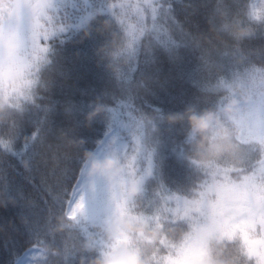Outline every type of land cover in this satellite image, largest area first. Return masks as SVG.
I'll return each mask as SVG.
<instances>
[{
	"label": "trees",
	"instance_id": "16d2710c",
	"mask_svg": "<svg viewBox=\"0 0 264 264\" xmlns=\"http://www.w3.org/2000/svg\"><path fill=\"white\" fill-rule=\"evenodd\" d=\"M48 2L46 12L52 19L49 38L39 42L41 47L48 45L47 51L37 50L35 55L44 57L36 62L31 52L28 56L33 67L27 79L37 81L35 103H27L21 117L26 136L37 127L42 130L32 170L0 154V177L6 178L0 179V188L5 182L10 184L5 195L0 192V264H14L27 249L41 244L47 258L44 255L34 264H90L115 244L127 243L126 237L113 239L106 233L108 221L117 215L135 216L159 226L155 239L138 242L144 264H151L156 255L168 256L171 251L175 256V249L165 245L180 247L194 235L198 221L206 217L197 205H203V213L219 218L217 207L225 201L264 194V171L258 172L264 152L251 159L254 149L236 139L241 127L229 151L212 155L200 148L197 138H189L187 121L188 113L222 103V89L210 91L219 79L231 74L218 66L220 52L239 48L251 64L264 62V32L258 28L242 42L217 35L221 14L245 19L246 0H228L231 13L219 15L215 14L216 0H168L180 22L179 29L172 32V41L141 37L131 53L123 51L125 35L114 21L110 23L111 0ZM18 12V0H0V21L14 20ZM32 23L26 10L21 28L29 45ZM184 34L195 37L194 43L189 44ZM202 57L208 61L207 67ZM17 81H21L19 72L13 83ZM14 103V95L0 96V106L10 108L4 121L15 113ZM169 114H182L185 119L170 123L166 119ZM111 129L127 143L122 163L127 174L139 179L140 195L128 202L120 190L114 199L118 204L110 203L93 218L68 220L64 195L71 194L79 177L83 153L93 152ZM24 142L21 137L20 144ZM133 155L135 168L129 166ZM49 192L59 196L55 212L64 215L67 225L54 234L56 220L50 215L53 200ZM116 193L114 190L112 196ZM176 195L182 196L183 203L178 212L173 208ZM122 206L125 209L120 213ZM188 208L189 216L185 215ZM260 224L258 218L261 234L252 238L257 241L254 252L244 240L245 233L238 230L226 237L219 225L208 239L210 254L205 264H264Z\"/></svg>",
	"mask_w": 264,
	"mask_h": 264
},
{
	"label": "snow or ice",
	"instance_id": "6c2138e0",
	"mask_svg": "<svg viewBox=\"0 0 264 264\" xmlns=\"http://www.w3.org/2000/svg\"><path fill=\"white\" fill-rule=\"evenodd\" d=\"M19 12L18 16L13 20L0 21V96L14 95L15 103L13 107L16 109L10 120L0 121V154H5L18 163L26 165L27 170H32L33 157L35 155V146L38 140L41 139L42 130L37 127L36 131L31 135L26 136V132L22 126V114L26 110L27 103H35L34 85L37 83L35 79H27L32 75L30 69L33 65L28 62L30 52L33 54V62L42 60L44 55H35L36 51L45 53L47 46L41 47L40 41H48L50 25L52 19L47 15L46 10L49 7L48 0H18ZM238 8V4H235ZM28 11L32 22L30 45L25 43V36L21 32V21L25 11ZM227 11L231 13L232 7L228 0H216L215 14ZM111 22L114 21L120 34L125 35L124 52L131 53L134 46L137 45L141 37H154L161 43H169L172 41V32L174 29H179L180 22L173 12L172 5L168 0H136L132 3L131 0H111L110 3ZM259 14L250 10L248 20L252 22ZM253 32L258 28L264 32V26L254 24ZM43 29V32L40 31ZM252 32V34H253ZM185 40L192 44L195 37L190 34H184ZM10 47H15L17 51H8ZM221 61L219 67L222 70H227L231 74L219 79L217 83L210 89L216 91L220 89H229L230 84L234 80L246 81L251 92V103L247 111L242 116V126L244 129L241 137V142L249 145L254 149L251 152V159L258 158L261 152H264V79L257 82L256 78L251 75V63L247 61L245 55L239 48L225 49L219 53ZM202 59H204L202 57ZM204 66H208V61L204 59ZM19 72L21 83L11 88L16 74ZM5 129L7 132L5 133ZM5 134L7 139H5ZM21 137H25V142L20 144ZM260 163L264 165V160ZM129 166L136 167V158L133 155L129 161ZM6 181L5 177H0ZM9 183L5 182L0 192L5 195ZM53 200L50 215L53 221L57 216L64 215L55 212V201L59 198L58 195L49 192ZM64 204L69 209L68 220L75 221L78 213L83 207L82 201L73 203L71 194L65 193ZM171 196V194H169ZM177 202L182 200L181 195L173 197ZM187 205L189 202L184 201ZM189 209H186L188 211ZM66 221V220H65ZM67 225L65 224L64 227ZM54 234V229H52ZM195 237H190L184 245L176 247L175 245H165L166 248L175 249V256L169 252L168 256H154L151 264H166L173 258H179L187 248L191 246V242ZM98 246L103 247V243L98 241ZM44 245L32 249L28 252V256H32L36 252H40ZM45 258L46 255H45ZM258 259V258H257ZM21 264H30L27 259L21 260Z\"/></svg>",
	"mask_w": 264,
	"mask_h": 264
},
{
	"label": "clouds",
	"instance_id": "9594fccd",
	"mask_svg": "<svg viewBox=\"0 0 264 264\" xmlns=\"http://www.w3.org/2000/svg\"><path fill=\"white\" fill-rule=\"evenodd\" d=\"M259 15L252 22L248 20L249 11ZM244 18L229 19L225 14L218 17L220 28L217 35L227 37L235 42H242L253 32V25L264 26V0H246ZM251 75L257 82L264 79V62L256 61L250 65ZM251 92L246 81L234 80L229 89H222V103L200 112L187 114V121L192 135L198 139L200 148H206L212 155H219L229 151L233 146V137L237 134L242 116L251 103ZM10 114L8 105L0 106V121H4ZM95 115V113H93ZM170 123L185 119L182 114H169L166 117ZM76 144H73L75 146ZM83 162L86 174L95 176L103 173L111 189L123 190L128 202L134 201L141 192L138 178L127 174L121 160L108 156L97 159L95 155L85 150ZM65 220L57 216L55 232L63 231ZM106 233L110 238H127V243H117L106 253L100 254L90 261V264H144L143 250L138 242L149 238L155 239L160 234L159 226H152L147 220L135 216H114L108 221ZM89 248L88 242L84 245Z\"/></svg>",
	"mask_w": 264,
	"mask_h": 264
},
{
	"label": "rangeland",
	"instance_id": "374dc122",
	"mask_svg": "<svg viewBox=\"0 0 264 264\" xmlns=\"http://www.w3.org/2000/svg\"><path fill=\"white\" fill-rule=\"evenodd\" d=\"M22 26V25H20ZM24 28H21L23 34ZM11 51V49H7ZM14 52V51H13ZM21 81H17L11 85V88L17 87ZM11 96V95H9ZM242 131L237 136V139L241 142V137L243 135L244 129L241 124ZM191 136L192 133H191ZM97 159H104L105 157L112 156L121 161L124 160L127 155V144L126 142L118 137V134L115 130L110 131L99 147L93 152ZM124 164V163H123ZM86 166L83 167L80 174L78 183L73 189L71 200L73 203L82 201L83 207L78 213L77 217H82L84 219H89L95 217L99 212L103 211L108 207V205H116L118 203L114 202V199L118 197V191L113 197L114 189H111L108 186V182L103 173L97 174L95 176H88L86 174ZM260 200V203L257 202ZM174 210L178 212L182 209L183 203L174 202ZM260 212H257L258 209ZM125 209V206H122L119 210L122 213ZM188 211H185V215L189 216L191 209L188 208ZM197 209L201 210V213L206 217H203L197 223V229L195 234L192 237H195L191 242V246L185 250L183 255L179 258H174L170 260V264H203L208 260V237L216 233L218 225H221L225 231L226 235L234 234L238 229L245 233L246 238L251 240L250 235H258L255 230L256 225V215L259 213L261 221L264 222V196L260 195H250L245 198V201L237 200L234 202L225 201L219 207H217V213H222L220 219L210 215L208 213H203V205H197ZM220 210V211H219ZM69 209L67 207L66 216L68 217ZM109 220L105 218L104 221ZM35 246L27 251L22 258L16 263L21 264V260L27 259L30 261V264H34L36 261L44 257V249L40 252H36L32 256H28V252L32 249L37 248ZM256 247V242H252L250 245V251L254 252ZM166 264H169V260Z\"/></svg>",
	"mask_w": 264,
	"mask_h": 264
}]
</instances>
